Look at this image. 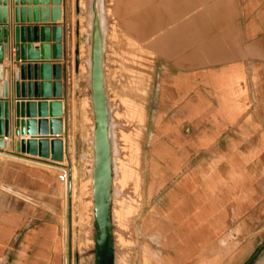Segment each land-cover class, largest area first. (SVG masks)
Returning <instances> with one entry per match:
<instances>
[{
	"label": "crops",
	"instance_id": "obj_1",
	"mask_svg": "<svg viewBox=\"0 0 264 264\" xmlns=\"http://www.w3.org/2000/svg\"><path fill=\"white\" fill-rule=\"evenodd\" d=\"M43 2L25 0L22 5L20 0L18 7L26 10V20L29 7L38 10L40 20L42 9L47 8L52 19V0L48 5ZM15 9L16 0H8L4 27L9 61L0 62L4 69L0 102L9 103L10 123V135L0 137L5 142L0 156L11 160L1 168L0 264H67L60 222L53 216L28 212V200L21 191V175L26 171L13 163L37 171L48 164H29L27 159L47 160L16 152L17 142L33 138L14 134L16 100L59 99L53 87L49 97L42 95V88L33 99L17 97L15 70L20 65L12 63L16 54ZM61 9L57 22H26L21 26L62 27L63 59L21 64L62 65V138L67 150L69 70L64 58L69 50L70 0H62ZM2 10L0 6V18ZM177 32V39L169 41V57L164 53L158 64L162 72L157 86L162 95L159 111L164 113L155 135V154L147 167V232L165 245L166 264H264V0L205 1L194 14L180 19ZM167 42L160 44L164 50ZM25 44L39 51L42 44L55 43H44L38 32ZM73 52L74 61L77 53H82L80 45H75ZM38 74L36 80L35 70L31 75L26 70L20 83L46 82L41 79V70ZM33 174L42 184V173Z\"/></svg>",
	"mask_w": 264,
	"mask_h": 264
},
{
	"label": "rangeland",
	"instance_id": "obj_2",
	"mask_svg": "<svg viewBox=\"0 0 264 264\" xmlns=\"http://www.w3.org/2000/svg\"><path fill=\"white\" fill-rule=\"evenodd\" d=\"M205 1L209 0H99L105 18L103 24L101 13L105 86L116 143L113 264H166L165 245L158 236L148 234L146 227L147 167L155 154V135L164 113L159 111L162 95L157 86L162 72L158 64L164 53L169 57L180 19L194 14ZM91 7L92 0H70L69 50L64 58L69 70L65 161L56 165L59 169L40 166L41 171L13 162L26 171L21 175V191L28 200V212L60 222L67 264H95ZM166 40L164 50L160 44ZM75 45L82 51L79 69L73 61ZM8 161L0 156L1 184V168ZM33 173H42V184L33 179Z\"/></svg>",
	"mask_w": 264,
	"mask_h": 264
},
{
	"label": "water",
	"instance_id": "obj_3",
	"mask_svg": "<svg viewBox=\"0 0 264 264\" xmlns=\"http://www.w3.org/2000/svg\"><path fill=\"white\" fill-rule=\"evenodd\" d=\"M30 2V0H28ZM37 1V0H36ZM44 5L49 4V0H43ZM22 5L25 0H21ZM62 0H52L53 17L48 16V9H42V18H38V10L29 7L28 20L25 18L26 10L19 8L20 0H16L15 9V41L14 49L16 51L13 58V64H19L20 67L15 70L17 97L24 98L28 95L30 99L39 96V88H42V95L49 97L54 88V96L58 100H16V120L14 134L17 137L26 134L33 136L29 140L22 139L16 143V152L28 154L33 157L50 160L54 163H63L65 161L66 143L62 138L65 133L64 121V104L60 98L63 96L62 80L63 67L60 63L43 62L38 65L21 64L26 60H62L63 55V28L54 27H29L24 28L21 25L38 22H57L61 18ZM31 6V3H29ZM37 5V2H35ZM0 6L4 12L3 18H0V62L9 61V47L6 45L7 28L4 27L8 23V0H0ZM33 11L35 18H33ZM93 27L91 36V77H90V94L92 96L95 130H94V169H93V198L95 212V228L94 236L96 264H102V255L106 254L108 259L112 258L115 253L114 241V224H113V191H114V160H113V144L110 134L111 114L107 99L104 72V35L101 28V11L99 0H92ZM40 32L41 39L44 43L51 40L54 45L42 44L40 50H34L31 44H25L28 40L30 43L34 36ZM2 33L4 37L2 38ZM35 33V34H34ZM76 65L80 66V53L76 55ZM32 69L36 72V80H39V70L42 71V84L29 83V85L21 84L22 78H25L26 70L31 75ZM3 66L0 64V81H3ZM54 82H51V81ZM2 85L0 84V87ZM27 87V92H26ZM35 90V92H34ZM27 93V94H26ZM1 98L4 94H1ZM32 101V102H27ZM9 103L0 102V137L10 135V123L8 119ZM39 116V120L36 117ZM50 117V119H48ZM6 119V120H2ZM40 135V137H36ZM51 135L52 138L46 136ZM5 148V142L0 138V149ZM108 264V262H106Z\"/></svg>",
	"mask_w": 264,
	"mask_h": 264
},
{
	"label": "bare ground",
	"instance_id": "obj_4",
	"mask_svg": "<svg viewBox=\"0 0 264 264\" xmlns=\"http://www.w3.org/2000/svg\"><path fill=\"white\" fill-rule=\"evenodd\" d=\"M91 16H92V19H93V12H92V7H91ZM90 18V17H89ZM92 27H93V20H92ZM101 28H102V24H101ZM102 31H103V29H102ZM92 32V31H91ZM103 35H104V33H103ZM92 36V35H91ZM90 55H91V53H90ZM91 57V56H90ZM89 61V60H88ZM75 62H76V58H75ZM80 64H81V54H80ZM90 64H91V62H90ZM89 95L91 96V94H90V92H89ZM92 97V96H91ZM108 97V96H107ZM110 105V104H109ZM109 108H111V107H109ZM111 113V112H110ZM112 114V113H111ZM112 119H111V127H110V134H111V138H112V144H113V160L115 161V153H116V143H115V141H114V134H113V131H114V129H113V117H111ZM94 130H95V126H94ZM94 142V141H93ZM26 162L27 163H29V164H32V163H38V164H42L43 162H39V161H36V160H33V159H27L26 160ZM43 166H46V167H48V168H50V169H59L56 165H51V164H44ZM94 169V168H93ZM59 171V170H58ZM63 173L64 174H67V171H66V169L64 170L63 169ZM92 174H93V172H92ZM93 176V175H92ZM116 184V183H115ZM113 187H114V184H113ZM114 192V191H113ZM94 214H95V212H94ZM67 231H68V229H67Z\"/></svg>",
	"mask_w": 264,
	"mask_h": 264
},
{
	"label": "flooded vegetation",
	"instance_id": "obj_5",
	"mask_svg": "<svg viewBox=\"0 0 264 264\" xmlns=\"http://www.w3.org/2000/svg\"><path fill=\"white\" fill-rule=\"evenodd\" d=\"M93 254H94V258H95V264H96V254H95V248L93 250ZM114 257V255H113ZM113 257L108 259V257L106 256V254L102 255V264H106V262H108V264H113Z\"/></svg>",
	"mask_w": 264,
	"mask_h": 264
},
{
	"label": "built area",
	"instance_id": "obj_6",
	"mask_svg": "<svg viewBox=\"0 0 264 264\" xmlns=\"http://www.w3.org/2000/svg\"><path fill=\"white\" fill-rule=\"evenodd\" d=\"M38 161H43V160H40V159H39ZM48 161H50V160L43 161V162H46V163H49V164H53V165H60L59 163H54V162H52V161L48 162Z\"/></svg>",
	"mask_w": 264,
	"mask_h": 264
}]
</instances>
